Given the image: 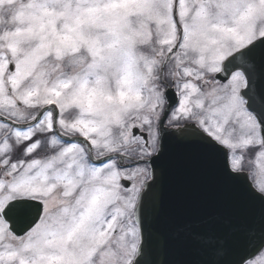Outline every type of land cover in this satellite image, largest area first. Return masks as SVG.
<instances>
[{
  "label": "snow or ice",
  "instance_id": "1",
  "mask_svg": "<svg viewBox=\"0 0 264 264\" xmlns=\"http://www.w3.org/2000/svg\"><path fill=\"white\" fill-rule=\"evenodd\" d=\"M173 142L233 211L159 239ZM0 264H264V0H0Z\"/></svg>",
  "mask_w": 264,
  "mask_h": 264
},
{
  "label": "water",
  "instance_id": "2",
  "mask_svg": "<svg viewBox=\"0 0 264 264\" xmlns=\"http://www.w3.org/2000/svg\"><path fill=\"white\" fill-rule=\"evenodd\" d=\"M162 168L166 210L153 225L157 238L164 239L186 221L233 211L230 191L198 167L193 148L171 143L169 158L162 162Z\"/></svg>",
  "mask_w": 264,
  "mask_h": 264
}]
</instances>
